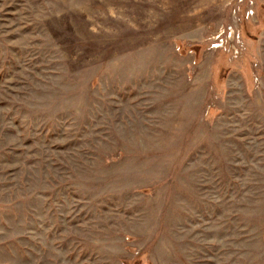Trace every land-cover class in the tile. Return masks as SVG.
Listing matches in <instances>:
<instances>
[{"label":"rangeland","instance_id":"rangeland-1","mask_svg":"<svg viewBox=\"0 0 264 264\" xmlns=\"http://www.w3.org/2000/svg\"><path fill=\"white\" fill-rule=\"evenodd\" d=\"M0 264H264V0H0Z\"/></svg>","mask_w":264,"mask_h":264}]
</instances>
